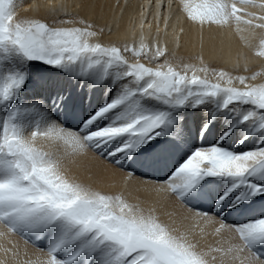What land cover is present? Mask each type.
Instances as JSON below:
<instances>
[{"label": "snow or ice", "instance_id": "snow-or-ice-1", "mask_svg": "<svg viewBox=\"0 0 264 264\" xmlns=\"http://www.w3.org/2000/svg\"><path fill=\"white\" fill-rule=\"evenodd\" d=\"M248 3L249 0H203L195 6L185 3L184 10L191 21L201 26L235 22L253 33L264 30V15L241 14L238 4ZM14 9V0H0V223L29 242L43 240L47 259L42 264H214L216 257L200 248L188 234L120 196L104 194L79 182L67 172L62 157L42 151L36 143L41 138L63 142L72 155L94 151L122 168L124 162L146 147L154 148L158 154L167 152V147L162 146L166 136H173L171 143L179 148L178 120L172 114L208 105H214L208 107L213 119L231 118L230 122L248 125L253 129L250 134L264 138V84L248 85L247 78L239 76L236 79L243 88L222 87L198 75L192 65L180 71L167 60L156 68L129 63L124 52L131 51L137 58L143 55L150 63L165 53L157 48L149 57L143 51L144 45L136 50L91 42L97 32L83 20L60 21L83 27H51L40 20L16 19ZM260 46L264 48V35ZM257 55L264 57V51ZM31 63L55 69L66 81L89 89L107 81L106 87L114 96L77 126L69 127L56 117V113L73 106L63 81L43 78L41 87L53 89L52 96L47 100L33 99L28 105L17 103L29 80L27 66ZM110 70H115L114 78ZM199 71L207 73L208 69ZM214 75L221 80L227 76L222 71ZM232 82L228 76L225 83ZM149 100L167 110L144 109L142 103ZM106 117L108 123L101 127L98 121ZM33 122L37 130L28 132ZM211 124V119L204 124L201 136ZM232 133L233 128H229L215 143L191 148L190 154L181 150L169 179L162 181V190L178 197L196 217L209 223L220 219L216 232L227 228L241 242L228 249L234 261L264 264V257L257 251L264 246V216L233 225L223 222L225 209L239 211L241 205L264 196V146L229 150L224 145ZM247 139L244 136L235 148ZM208 178L232 182L215 202L214 213L190 204ZM238 190H242L239 195Z\"/></svg>", "mask_w": 264, "mask_h": 264}, {"label": "bare ground", "instance_id": "bare-ground-1", "mask_svg": "<svg viewBox=\"0 0 264 264\" xmlns=\"http://www.w3.org/2000/svg\"><path fill=\"white\" fill-rule=\"evenodd\" d=\"M202 2L203 0H14V10L16 19L40 20L51 27H83L84 25L79 23H60L62 20H83L86 24H91L92 30L97 32L91 42H99L105 46L140 50L141 45H144L146 47L143 51L149 57L157 48L165 53L150 63L143 55L137 58L131 51L124 52L129 63L139 62L156 68L167 60L172 67L180 71L184 70L185 65H192L198 70V75L207 76L212 83H220L222 87L243 88L244 85L236 79L239 76L246 77L248 85L264 84V57L257 55L259 51H264L260 46V37L264 35V30L257 29L253 33L246 26L237 25L235 22L230 25L204 23L201 26L189 19L184 4L195 6ZM220 2L230 3L231 0ZM262 5L264 0H249L247 5L238 4V7L241 8V14L251 13L259 16L264 15ZM201 68L208 69L207 73L199 71ZM27 71L29 80L17 102L22 105L30 104L33 99L47 100L53 95V89L41 87L43 78L63 81L64 87L71 93L73 104L80 107L85 119L110 102L114 96L106 87L107 81L89 89L86 85L81 87L78 83L66 81L57 70L45 65L31 63L27 66ZM221 71L227 74L223 80L214 75ZM110 72L114 78L115 70ZM188 74L191 75V72ZM228 76L233 78L231 85L225 83ZM142 107L152 112L167 110L158 102L150 100L144 101ZM208 107L214 105L198 109L188 107L172 114V118L178 120L180 139L176 144L179 148L171 143L173 136H166L162 146L167 147V152L158 154L154 148L146 147L141 149L142 154L138 153L131 160L124 162L122 168L98 156L94 151L72 155L71 149L56 140L41 138L36 146L53 156L62 157L67 172L79 182L104 194L120 196L146 213L151 211L171 228L188 234L200 248L216 257L214 264H239V260H233V254L228 253V249L241 242L227 228L216 232L222 222L220 219L209 223L196 217L178 197L170 191L162 190V181L169 179L170 170L179 159L181 150L190 154L191 148L206 147L215 143L229 128H233V133L224 145L229 150L239 152L264 146V138L259 134H250L253 129L248 125L230 122L231 118L217 116L213 119V113ZM61 118L62 116H59L58 119ZM210 119L212 124L209 130L201 136L200 129ZM238 120L239 117L236 118V121ZM107 123V117L98 121L101 127ZM43 127L41 124V131ZM32 130H37L36 122H33L27 131ZM244 136H248V139L240 148H235V144ZM176 182L179 183L178 180ZM231 183L229 180L208 178L201 184L200 189L209 198V211H216L215 202L227 191ZM241 191L238 190L237 195ZM225 211L227 214L223 222L228 225L259 219L264 216V196L241 205L239 211ZM42 247L33 245L22 235L10 232L0 223V264H42L47 259ZM216 249L220 251H215ZM226 253L228 254L225 255Z\"/></svg>", "mask_w": 264, "mask_h": 264}]
</instances>
